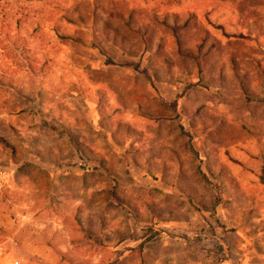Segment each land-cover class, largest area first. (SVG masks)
<instances>
[{
  "label": "rangeland",
  "instance_id": "rangeland-1",
  "mask_svg": "<svg viewBox=\"0 0 264 264\" xmlns=\"http://www.w3.org/2000/svg\"><path fill=\"white\" fill-rule=\"evenodd\" d=\"M16 263L264 264V0H0Z\"/></svg>",
  "mask_w": 264,
  "mask_h": 264
},
{
  "label": "trees",
  "instance_id": "trees-1",
  "mask_svg": "<svg viewBox=\"0 0 264 264\" xmlns=\"http://www.w3.org/2000/svg\"><path fill=\"white\" fill-rule=\"evenodd\" d=\"M176 26H173L172 27V29L175 31L174 33H173V35H174V37H175V41L178 43V40H177V31H176ZM179 50V52H181L182 54H185V55H187V56H190L189 54H190V52L189 51H186V49H178Z\"/></svg>",
  "mask_w": 264,
  "mask_h": 264
},
{
  "label": "built area",
  "instance_id": "built-area-1",
  "mask_svg": "<svg viewBox=\"0 0 264 264\" xmlns=\"http://www.w3.org/2000/svg\"><path fill=\"white\" fill-rule=\"evenodd\" d=\"M17 264V263H16Z\"/></svg>",
  "mask_w": 264,
  "mask_h": 264
}]
</instances>
